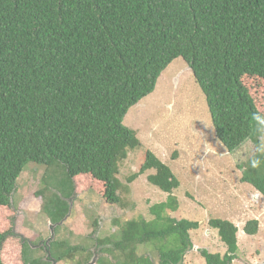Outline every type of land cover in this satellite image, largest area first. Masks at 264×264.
Returning <instances> with one entry per match:
<instances>
[{"label": "trees", "instance_id": "1", "mask_svg": "<svg viewBox=\"0 0 264 264\" xmlns=\"http://www.w3.org/2000/svg\"><path fill=\"white\" fill-rule=\"evenodd\" d=\"M177 57L191 69L226 150H236L252 135L258 141L264 111L253 92L264 95V0H0V226L10 227L0 230V264L9 251L6 238L18 236L8 217L17 179L29 162L45 166L46 173L60 165L73 194L85 190L76 184L86 181L100 189L105 203L119 202V162L141 144L123 118ZM253 159L257 162L240 164V181L264 197V156L256 153ZM148 170L154 172L147 181L167 193L149 207L154 220L128 221L119 238L70 244L56 237L40 245L41 257L24 239L20 263L66 264L75 258L73 264H87L97 242L103 254L118 250L114 264H156L153 255L159 264H180L191 246L188 233L200 224L163 216L177 209L173 191L180 182L152 151H144L128 181ZM45 198L44 211L54 207L55 221L61 220L68 204ZM208 225L226 250L200 249L205 264H231L238 227L217 218ZM258 228L253 218L243 231L252 236ZM109 242L113 247L100 248ZM146 243L151 255L137 250Z\"/></svg>", "mask_w": 264, "mask_h": 264}, {"label": "rangeland", "instance_id": "2", "mask_svg": "<svg viewBox=\"0 0 264 264\" xmlns=\"http://www.w3.org/2000/svg\"><path fill=\"white\" fill-rule=\"evenodd\" d=\"M253 96L257 107L264 111V95L254 91ZM123 123L136 132L141 144L130 149L127 157L119 162L117 177L121 183L120 200L116 204L105 203L100 189L86 186V181L77 182L76 187L85 190L73 194L60 165L48 168L47 173L45 166L34 162L24 167L12 193V212L8 219L11 221L13 218L16 232L35 246L32 250L34 255H45L40 245L46 243L51 234L49 224L60 221H55L54 207L44 211L42 203L46 196L50 199L58 197L68 204L70 215L54 227L56 233L54 231L53 240L56 237L66 239L70 244L105 235L119 238L122 227L128 221L143 218L149 223L154 220L149 207L167 197L166 192L147 181V175L154 170L140 174L132 182L128 181L138 171L144 151L148 149L171 168L180 182L173 191L177 209L173 212L167 209L163 216L170 220L187 219L200 224L197 229L189 231L191 246L187 252H183L180 264H205L199 251L202 248L224 254L226 247L218 231L208 225L211 218L227 219L238 227L237 256L231 264H252L264 260V197L250 184L240 181V164L249 160L256 163L253 159L256 153L264 156V132H259L258 141L252 135L236 150L227 151L215 136L204 95L181 57L174 59L161 72L150 94L129 108ZM96 218L98 224H91ZM253 218L258 219L259 228L251 236L243 231V226ZM161 223L165 227L164 218ZM0 227L2 231L9 226L5 224ZM6 243L9 251L3 255L4 263L21 264L20 237H7ZM100 245L101 249L113 247L110 242ZM136 247L138 251L144 250L145 254L151 255V250L147 249L150 244L146 243L143 249L139 245ZM112 249L115 248L98 257L95 264L98 261L99 264H114L118 250L112 253ZM152 258L159 264L155 255ZM75 261L77 259L72 258L66 264Z\"/></svg>", "mask_w": 264, "mask_h": 264}, {"label": "water", "instance_id": "3", "mask_svg": "<svg viewBox=\"0 0 264 264\" xmlns=\"http://www.w3.org/2000/svg\"><path fill=\"white\" fill-rule=\"evenodd\" d=\"M72 208V207H71ZM70 210H68V213L66 214V216L62 219V220H60L58 223H54V224H51L50 225V230H51V238H53L54 237V227L57 225V224H61V223H63V221L70 215ZM49 243V240H47V242H46V244H48ZM50 255V254H49ZM95 262H96V258L95 257H92V259H91V261L88 263V264H95ZM56 263V261H52V264H55ZM255 264H264V261H260V262H256Z\"/></svg>", "mask_w": 264, "mask_h": 264}, {"label": "flooded vegetation", "instance_id": "4", "mask_svg": "<svg viewBox=\"0 0 264 264\" xmlns=\"http://www.w3.org/2000/svg\"><path fill=\"white\" fill-rule=\"evenodd\" d=\"M97 242H94V244L92 245V246H90V249H91V251L95 254V257H96V259L98 258V257H100L101 255H103V253H101V252H97V248H96V246H97V244H96ZM96 252V253H95ZM92 253V254H93ZM92 254H91V256H92ZM91 258V257H90ZM90 260V259H89ZM261 260H259V261H256V262H260ZM264 261V260H263ZM256 262H254V263H252V264H255Z\"/></svg>", "mask_w": 264, "mask_h": 264}, {"label": "clouds", "instance_id": "5", "mask_svg": "<svg viewBox=\"0 0 264 264\" xmlns=\"http://www.w3.org/2000/svg\"><path fill=\"white\" fill-rule=\"evenodd\" d=\"M158 80V79H157ZM157 83V82H156ZM150 94V93H149ZM147 96V95H146ZM57 223V222H56ZM54 224V223H50L49 225ZM56 230V228L54 229V231ZM14 231L16 232V230L14 229ZM51 232V230H50ZM17 233V232H16ZM18 237H20L21 242H23V240L25 239L26 241H28V243L31 245V247H33V245L31 244V241L29 239H27L24 235L17 233ZM23 238V239H22ZM47 242V241H46Z\"/></svg>", "mask_w": 264, "mask_h": 264}, {"label": "crops", "instance_id": "6", "mask_svg": "<svg viewBox=\"0 0 264 264\" xmlns=\"http://www.w3.org/2000/svg\"><path fill=\"white\" fill-rule=\"evenodd\" d=\"M256 194H258V193H256ZM55 233H56V231H55ZM47 240H49V243L51 242V241H53V238H51V234H50V236L47 238ZM46 240V241H47ZM55 240V239H54ZM48 245V244H47ZM49 255V254H48ZM91 258H90V260L88 261V263L91 261V259H92V257H95V254L93 253L92 254V256H90ZM96 258V257H95ZM53 260V259H52ZM55 261V260H54ZM87 263V264H88ZM56 264V263H55Z\"/></svg>", "mask_w": 264, "mask_h": 264}]
</instances>
